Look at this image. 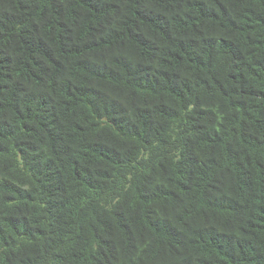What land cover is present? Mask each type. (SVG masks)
I'll use <instances>...</instances> for the list:
<instances>
[{"label":"trees","instance_id":"trees-1","mask_svg":"<svg viewBox=\"0 0 264 264\" xmlns=\"http://www.w3.org/2000/svg\"><path fill=\"white\" fill-rule=\"evenodd\" d=\"M0 264H264V0H0Z\"/></svg>","mask_w":264,"mask_h":264}]
</instances>
